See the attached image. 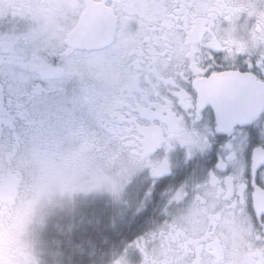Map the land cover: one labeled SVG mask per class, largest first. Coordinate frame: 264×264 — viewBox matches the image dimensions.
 I'll return each instance as SVG.
<instances>
[{"label": "snow or ice", "instance_id": "snow-or-ice-1", "mask_svg": "<svg viewBox=\"0 0 264 264\" xmlns=\"http://www.w3.org/2000/svg\"><path fill=\"white\" fill-rule=\"evenodd\" d=\"M54 138L130 159L113 254L264 264V0H0V160Z\"/></svg>", "mask_w": 264, "mask_h": 264}, {"label": "clouds", "instance_id": "clouds-1", "mask_svg": "<svg viewBox=\"0 0 264 264\" xmlns=\"http://www.w3.org/2000/svg\"><path fill=\"white\" fill-rule=\"evenodd\" d=\"M82 208L67 185L40 180L0 201V264H123L110 248L119 208L107 217Z\"/></svg>", "mask_w": 264, "mask_h": 264}, {"label": "flooded vegetation", "instance_id": "flooded-vegetation-1", "mask_svg": "<svg viewBox=\"0 0 264 264\" xmlns=\"http://www.w3.org/2000/svg\"><path fill=\"white\" fill-rule=\"evenodd\" d=\"M113 149L102 143L85 144L76 138H54L44 143L29 144L15 155L5 156L0 160V201L15 203L26 188L40 180L45 183H64L74 190V196L89 215L109 216L116 208L110 196V178H114V160L121 161L125 171L126 197L122 205H117L121 214L130 216L137 211L138 202L127 190L129 176L133 168L129 158L118 154L107 160V152ZM183 149L177 146L172 154L175 159ZM157 155L163 150L158 149ZM212 161H209V167ZM104 173V174H103ZM7 188V190H5ZM122 206V207H121ZM101 211V214H100ZM152 248L143 253L133 254L128 249L116 247L115 256L123 254V264H145V259L152 255Z\"/></svg>", "mask_w": 264, "mask_h": 264}, {"label": "rangeland", "instance_id": "rangeland-1", "mask_svg": "<svg viewBox=\"0 0 264 264\" xmlns=\"http://www.w3.org/2000/svg\"><path fill=\"white\" fill-rule=\"evenodd\" d=\"M107 160L111 159L113 155H115L114 151L109 150L107 152ZM114 169L118 171L114 174V178H110L108 184L111 191L110 196L113 198V202L116 205H122L123 201L125 200L126 193H125V171L123 163L121 161L114 160L113 162ZM104 174V173H103ZM115 194V195H114ZM118 196V199H117ZM122 207V206H121Z\"/></svg>", "mask_w": 264, "mask_h": 264}, {"label": "trees", "instance_id": "trees-1", "mask_svg": "<svg viewBox=\"0 0 264 264\" xmlns=\"http://www.w3.org/2000/svg\"><path fill=\"white\" fill-rule=\"evenodd\" d=\"M115 206L117 207V205H115ZM100 214H101V211H100ZM120 224H121V217L118 218L117 228H116V231H115V232H117V231L119 230V228H120ZM115 232H113V233L111 234V236H112V241H113V234H114Z\"/></svg>", "mask_w": 264, "mask_h": 264}, {"label": "water", "instance_id": "water-1", "mask_svg": "<svg viewBox=\"0 0 264 264\" xmlns=\"http://www.w3.org/2000/svg\"><path fill=\"white\" fill-rule=\"evenodd\" d=\"M5 190H7V188Z\"/></svg>", "mask_w": 264, "mask_h": 264}]
</instances>
